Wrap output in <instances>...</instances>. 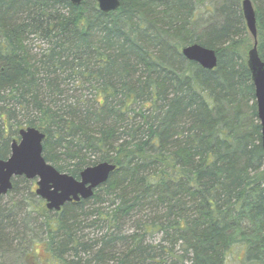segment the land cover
Instances as JSON below:
<instances>
[{"label":"trees","instance_id":"trees-1","mask_svg":"<svg viewBox=\"0 0 264 264\" xmlns=\"http://www.w3.org/2000/svg\"><path fill=\"white\" fill-rule=\"evenodd\" d=\"M251 2L264 61V0ZM190 44L215 50L216 67L187 60ZM253 44L241 0H119L108 13L0 0V159L24 123L60 172L116 166L59 211L0 205V264H224L235 246L264 264Z\"/></svg>","mask_w":264,"mask_h":264},{"label":"water","instance_id":"water-1","mask_svg":"<svg viewBox=\"0 0 264 264\" xmlns=\"http://www.w3.org/2000/svg\"><path fill=\"white\" fill-rule=\"evenodd\" d=\"M82 0H70L78 6ZM102 13L115 11L119 0H95ZM241 11L246 27L254 39L252 48L247 53L246 65L251 75L254 87L257 118L261 128V147L264 152V61L256 49V26L254 9L251 0H241ZM189 61L195 62L201 68L212 70L216 67L217 56L213 49L200 44H190L181 50ZM18 139H12L10 154L6 159H0V196L12 189V179L22 176L25 179H35L34 193L44 201L47 210L59 211L67 202H79L90 199L94 191L104 184L116 166L109 162H100L85 167L79 177L58 171L48 163L42 154L44 133L39 129L27 126L18 130Z\"/></svg>","mask_w":264,"mask_h":264},{"label":"rangeland","instance_id":"rangeland-1","mask_svg":"<svg viewBox=\"0 0 264 264\" xmlns=\"http://www.w3.org/2000/svg\"><path fill=\"white\" fill-rule=\"evenodd\" d=\"M208 16V15H206ZM40 43L39 42H34V45L38 46ZM24 123H22V127L24 128ZM17 183H16V188L10 190L7 194L3 195L0 198V205L3 207H10L14 202L21 201L22 205L25 206L28 204H34L39 197L34 194V189L36 188V185L34 184L35 179H25L26 182H24L22 179L23 177H17ZM31 190L27 189L26 187L31 185ZM97 229V228H95ZM94 228L91 229H86L85 233H88L89 236H94L99 234L98 230H95ZM152 238H160V235L153 236ZM40 253L41 250H39ZM242 259H243V249L239 246H235L231 249V251L228 253L225 263L224 264H242ZM4 261V260H3ZM5 263V262H4ZM12 264H20V263H12Z\"/></svg>","mask_w":264,"mask_h":264},{"label":"bare ground","instance_id":"bare-ground-1","mask_svg":"<svg viewBox=\"0 0 264 264\" xmlns=\"http://www.w3.org/2000/svg\"><path fill=\"white\" fill-rule=\"evenodd\" d=\"M253 84V83H252ZM254 88V87H253ZM41 131V130H40ZM42 132V131H41Z\"/></svg>","mask_w":264,"mask_h":264}]
</instances>
